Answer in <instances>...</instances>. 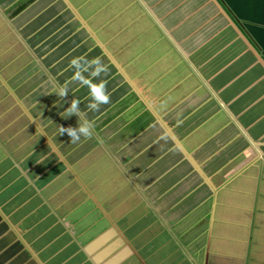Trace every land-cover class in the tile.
Returning <instances> with one entry per match:
<instances>
[{
	"label": "crops",
	"instance_id": "obj_1",
	"mask_svg": "<svg viewBox=\"0 0 264 264\" xmlns=\"http://www.w3.org/2000/svg\"><path fill=\"white\" fill-rule=\"evenodd\" d=\"M0 264H264V0H0Z\"/></svg>",
	"mask_w": 264,
	"mask_h": 264
},
{
	"label": "clouds",
	"instance_id": "obj_2",
	"mask_svg": "<svg viewBox=\"0 0 264 264\" xmlns=\"http://www.w3.org/2000/svg\"><path fill=\"white\" fill-rule=\"evenodd\" d=\"M69 67L74 69L72 77L65 81L64 84L58 87L56 96L63 98L68 94V84L72 82H79L80 85L88 88L89 103L87 108L91 111H99L101 105L110 103V96L107 92V81L99 80L98 83H93V80L100 77L102 73L107 74L108 68L105 66L99 57H94L91 60L85 56L73 57L69 62ZM91 69V71H90ZM84 73H88L85 76ZM81 101L73 99L71 105L61 113V117L67 119L73 115L78 117L77 127H62L59 126V135L65 133L71 138V143H77L84 139H91L93 137L95 125L88 119H85L86 113L79 108Z\"/></svg>",
	"mask_w": 264,
	"mask_h": 264
}]
</instances>
